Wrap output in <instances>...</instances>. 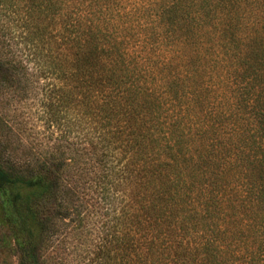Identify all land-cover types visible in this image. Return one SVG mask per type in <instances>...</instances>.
<instances>
[{
  "label": "trees",
  "instance_id": "1",
  "mask_svg": "<svg viewBox=\"0 0 264 264\" xmlns=\"http://www.w3.org/2000/svg\"><path fill=\"white\" fill-rule=\"evenodd\" d=\"M35 79L74 139H0L16 264L103 207L113 264H264V0H0V92Z\"/></svg>",
  "mask_w": 264,
  "mask_h": 264
},
{
  "label": "rangeland",
  "instance_id": "2",
  "mask_svg": "<svg viewBox=\"0 0 264 264\" xmlns=\"http://www.w3.org/2000/svg\"><path fill=\"white\" fill-rule=\"evenodd\" d=\"M46 82L35 79L26 91L0 92V139L8 141L19 156L34 158L44 155L59 141L57 135L65 136L59 142L64 146L74 139L68 130V120L62 123L64 127L57 128L54 124L48 126L42 114L40 103ZM118 209L119 207L99 209L104 216L93 215L88 231L86 228H72L73 226L63 229L43 249L45 264H110L111 261H108L103 252L109 246V227L115 225ZM3 231L5 228L0 227V233ZM110 255H113V251ZM0 264H16V258L0 249Z\"/></svg>",
  "mask_w": 264,
  "mask_h": 264
}]
</instances>
